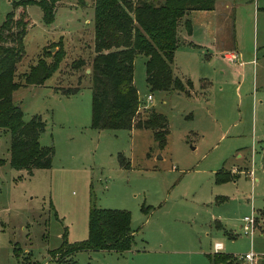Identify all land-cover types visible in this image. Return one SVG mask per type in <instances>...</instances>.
I'll return each instance as SVG.
<instances>
[{"label":"rangeland","instance_id":"rangeland-1","mask_svg":"<svg viewBox=\"0 0 264 264\" xmlns=\"http://www.w3.org/2000/svg\"><path fill=\"white\" fill-rule=\"evenodd\" d=\"M18 1L0 0V25L12 11L29 21L12 102L23 122L38 116L45 124L39 143L54 155L49 169H11L10 134L0 133V264H209L215 244L263 261L264 0H214L224 26L200 49L186 42L192 11L184 14L171 66L183 91L152 90L146 58L135 56L137 121L151 109L168 121L160 149L150 130L135 125L91 127L94 0H59L50 25L38 6L14 9ZM39 60L54 70L42 85L23 87L22 75ZM222 168L232 178L217 182ZM91 205L129 212V252L60 256L63 240L88 239ZM252 216L250 238L243 219Z\"/></svg>","mask_w":264,"mask_h":264},{"label":"trees","instance_id":"trees-1","mask_svg":"<svg viewBox=\"0 0 264 264\" xmlns=\"http://www.w3.org/2000/svg\"><path fill=\"white\" fill-rule=\"evenodd\" d=\"M59 0H21L14 9L38 6L46 25L54 22ZM94 53L92 61L91 127L94 130H131L133 126L150 130L158 148L165 145L169 134L168 121L153 109L144 119L138 116V93L133 83L134 58H146V83L152 90L183 91V84L173 76L174 52L179 44L177 27L186 12L213 11L214 0H94ZM29 21L15 19L14 11L0 25V133L10 134L9 166L32 174L49 169L53 148L40 146L39 137L45 124L38 116L25 123L22 110L12 102V94L20 84L14 83L16 65L23 54L22 39ZM190 21L185 31L191 34ZM55 62L59 56H54ZM55 64L39 60L23 74L24 86H40L49 77ZM207 82V81H206ZM209 84V82L207 83ZM187 85L191 84L187 82ZM71 93V92H69ZM264 143V140H263ZM232 178L223 168L216 174L217 182ZM65 239V237H64ZM134 232L131 216L123 210H89L88 239L68 245L64 240L57 249L62 258L80 252H114L123 254L132 248ZM263 261L258 264H264ZM209 264H241L233 255H208Z\"/></svg>","mask_w":264,"mask_h":264},{"label":"crops","instance_id":"crops-1","mask_svg":"<svg viewBox=\"0 0 264 264\" xmlns=\"http://www.w3.org/2000/svg\"><path fill=\"white\" fill-rule=\"evenodd\" d=\"M224 8L229 9L231 7L225 6ZM256 13V12H255ZM221 15L215 13V7L213 11H192L189 14V20L191 23V34L186 35V42L192 44L191 47L200 49L204 42L208 40L217 41L219 32L223 29L224 23L218 18ZM223 42V40H221ZM220 42L221 50L224 51L223 43ZM188 47V46H186ZM248 53H252L249 51ZM230 54H224V58L228 59L227 56ZM243 64V62H241ZM264 140V138H263ZM239 157V156H238ZM240 158V157H239ZM257 182V180H254Z\"/></svg>","mask_w":264,"mask_h":264},{"label":"built area","instance_id":"built-area-1","mask_svg":"<svg viewBox=\"0 0 264 264\" xmlns=\"http://www.w3.org/2000/svg\"><path fill=\"white\" fill-rule=\"evenodd\" d=\"M234 57V55H229L227 56L228 59H232ZM151 96H148L147 97V101H151ZM249 175H252V173H248ZM255 217H245L243 219V224H244V227H243V232H244V235L245 236H248L250 238H252L253 234H254V230H255ZM223 250V246L221 244H215L214 247H213V253H221V251ZM238 259L240 261H243L247 264H255V260L258 259L255 254L253 253H249V254H246L242 257H238Z\"/></svg>","mask_w":264,"mask_h":264}]
</instances>
